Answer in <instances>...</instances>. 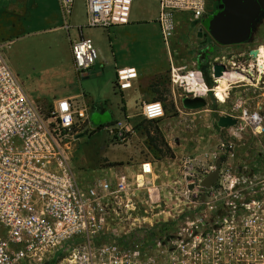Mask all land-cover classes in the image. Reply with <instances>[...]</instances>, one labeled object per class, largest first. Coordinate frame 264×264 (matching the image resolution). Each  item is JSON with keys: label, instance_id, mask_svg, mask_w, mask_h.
Listing matches in <instances>:
<instances>
[{"label": "built area", "instance_id": "2783aa9c", "mask_svg": "<svg viewBox=\"0 0 264 264\" xmlns=\"http://www.w3.org/2000/svg\"><path fill=\"white\" fill-rule=\"evenodd\" d=\"M133 1L85 0L87 27L109 30L129 25ZM75 3L58 0L67 32L73 29ZM208 5V0H160L158 24L170 53L177 15L199 21ZM200 32L212 39L207 29ZM8 46L0 43V264H200L203 240L174 237L171 232L148 239L147 234L176 220L168 200L181 199L193 208L207 204L200 195L214 187L206 191L201 183L212 168L185 161L181 175L164 185L159 183L154 163L145 161L136 174L82 181L75 173L74 159L77 141L92 130L90 108L85 102L70 99L46 109L32 101L9 65L5 55ZM71 50L77 73L83 76L91 72L98 61L94 43L80 37L72 42ZM236 56H229V67L225 59L213 61L208 73L214 83L215 63L246 72L251 78L245 66L238 65ZM253 60L258 65V58L248 53V69ZM256 70L257 81L264 82V70ZM137 75L134 68L117 70L116 89H131ZM169 76L173 91L183 93L180 102L183 97L216 96L196 57L184 66L171 57ZM142 116L147 121L164 119L163 104H145ZM228 116L238 120L230 129L234 136L247 128L256 137L264 134V118L258 112L243 108L238 115ZM114 130L116 140L127 144L126 128L119 124ZM231 209L235 213L237 207ZM185 212L181 210L177 216ZM218 230L221 227L214 231ZM231 264L244 263L232 260Z\"/></svg>", "mask_w": 264, "mask_h": 264}, {"label": "rangeland", "instance_id": "374dc122", "mask_svg": "<svg viewBox=\"0 0 264 264\" xmlns=\"http://www.w3.org/2000/svg\"><path fill=\"white\" fill-rule=\"evenodd\" d=\"M208 3L210 6L213 4L212 0H208ZM211 21L212 19L202 26L205 29L209 28ZM183 22L179 16L177 23L181 28ZM75 30L72 31L78 33ZM74 36L73 33V38ZM192 36L194 37L192 43H197L196 35ZM256 36L255 45L238 46L230 52L231 55H237L238 65L245 66L249 71L252 83L246 81L232 85L224 102L210 94L207 98L208 107L205 110L195 113L184 112L185 114L179 115L175 103L183 109L180 102V96H183V93L180 89H176L174 92L177 100L174 102L173 87L168 74L166 80L168 88L159 89L158 92L165 109L164 120L171 122L172 125L166 137L168 136L174 150L170 148L165 134L160 130L159 123H150L143 116L140 118V124L147 134L155 139V144L159 147L156 155L172 161L178 159L181 165L185 161L195 166L206 165L212 168L210 174L215 170L217 161L221 160V176L214 185V190L200 195L201 199H206V205L193 208L181 199L168 200L173 205L177 217L172 222L174 224L170 230L171 234L174 237L197 238L205 242V245L199 248V251L201 250L200 264H206L209 261L211 262L209 264H231L232 260L242 261L244 264H264V134L256 137L251 129L247 128L241 135L234 136L230 129L218 127L220 117L238 115L243 108L258 112L264 118V84L261 80L257 81L259 79L256 70L257 61H251L253 65L251 69H248L249 62H247V54L250 51L256 50L257 46L260 49L264 48V31H259ZM189 43L190 41L184 45L181 55L186 65H190L194 57L197 58V46ZM18 47H21V44L13 48L14 50L5 51L9 64L14 70L17 59L31 73L36 67L22 63L16 54L13 56ZM11 51L14 52L11 53ZM173 55L176 56L177 53L174 52ZM215 60L220 62L221 58L215 56L213 61ZM229 62L228 58L224 60L228 67ZM205 77L212 86L210 88L214 89L217 83L210 78L207 70ZM89 81L91 80L81 82L86 95H89L87 90ZM22 84L26 88L25 84L30 83ZM31 84L38 86V83ZM114 86L112 81L105 83V93L98 91L100 97H95V103L99 104L102 100L104 102V97L107 94L110 96L115 89ZM110 103L112 108H108L104 113L93 110L92 105L90 106L92 130L77 141L74 165L75 173L82 181L110 179L115 174H123L120 171L123 167L122 163L127 161L129 150L128 145H122L116 140L115 130H109V127L116 122L113 116L116 115L115 109H117L114 101L110 100ZM99 128L103 129L98 131ZM147 142L149 144V139ZM245 205L248 206L245 207ZM234 206L237 210L232 213L231 208ZM181 210H185L186 215L177 216ZM217 211H226L230 218L223 222L220 215H214ZM214 227H221V230L214 231Z\"/></svg>", "mask_w": 264, "mask_h": 264}, {"label": "crops", "instance_id": "0c3cea01", "mask_svg": "<svg viewBox=\"0 0 264 264\" xmlns=\"http://www.w3.org/2000/svg\"><path fill=\"white\" fill-rule=\"evenodd\" d=\"M211 10L209 3L206 13L210 14ZM159 15L160 0H134L129 25L109 30L93 29L87 27L85 0H76L71 18L72 30L78 29L75 30L78 33H75L72 30L67 32L64 28L58 0H0V43L9 45L6 50L21 44L13 56L16 54L22 63L36 67L30 73L16 59L15 69H11L20 83H30L23 88L31 100L41 107L46 109L59 100L70 99L85 102L89 108L92 105L93 110L104 113L112 108L110 100L114 101L117 109L113 118L116 122L109 130L120 124L129 134L128 143L125 144L128 145L129 156L126 163H122L120 172L136 174L141 163L151 161L155 165L159 183L165 185L180 175L182 165L178 159L172 161L156 155V150L148 144L147 132L140 124L143 106L152 102L162 103L158 90L168 88L166 80L171 57L175 58L178 66H184L181 55L188 41L197 46V59L207 68L215 56L229 59L230 52L238 45L218 46L208 36L201 35L202 25L209 20L196 21L179 14L177 18L180 16L184 21L183 27L177 23L170 53L162 38ZM193 34L197 37V43H192ZM80 37L91 40L98 52V61L92 71L100 74L86 79L91 80L87 82L89 95L83 90L81 82L85 79L75 69L71 50L72 42ZM125 68H134L138 74L132 88L120 92L114 86L110 96L107 94L104 102L102 100L96 104L95 97H100L98 91L105 93L104 84L111 81L115 84L117 70ZM31 83H38V86ZM173 94L175 102L177 96L174 91ZM175 108L179 115L189 113L179 108L177 103ZM156 122L169 143L166 133L172 126L171 122L164 119ZM169 146L174 150L171 143Z\"/></svg>", "mask_w": 264, "mask_h": 264}, {"label": "water", "instance_id": "95a60500", "mask_svg": "<svg viewBox=\"0 0 264 264\" xmlns=\"http://www.w3.org/2000/svg\"><path fill=\"white\" fill-rule=\"evenodd\" d=\"M222 12L216 15L207 31L214 42L220 47L241 45L249 41L252 29L255 27L262 10L264 0H220ZM202 35V34H201ZM251 56L257 57V53L251 52ZM214 77L220 78L226 67L220 63L214 65ZM100 73L92 71L83 75V78L92 79ZM182 108L188 112H200L208 107V100L202 97H183ZM238 120L232 116L220 117L218 127L231 129L237 126ZM221 174V160L216 163L215 170L201 183V187L210 191L219 181Z\"/></svg>", "mask_w": 264, "mask_h": 264}, {"label": "bare ground", "instance_id": "6f19581e", "mask_svg": "<svg viewBox=\"0 0 264 264\" xmlns=\"http://www.w3.org/2000/svg\"><path fill=\"white\" fill-rule=\"evenodd\" d=\"M258 67L260 71L264 70V51L260 49L257 51ZM246 73V72H245ZM243 72L233 71V70H223L220 78L217 79V86L213 89L216 97L219 101L224 102L227 97V92L232 85H237L245 83L246 81L252 83V79ZM192 85V84H191ZM197 87L194 82V88Z\"/></svg>", "mask_w": 264, "mask_h": 264}, {"label": "trees", "instance_id": "16d2710c", "mask_svg": "<svg viewBox=\"0 0 264 264\" xmlns=\"http://www.w3.org/2000/svg\"><path fill=\"white\" fill-rule=\"evenodd\" d=\"M199 67L203 72H205L207 69V67L202 65V63H200V62H199ZM207 83H208V81H207ZM208 85L210 87H212L210 83H208ZM149 122L155 123L156 121H149ZM102 129L103 128H99L98 131H101ZM158 133H159V131H158ZM147 135H148V139H149V145L152 148H154L155 150H157L159 147L155 144L156 143L155 139L152 138L149 134H147ZM214 215H216V216L220 215L219 217H220V219L222 218V220L230 218V215L226 211H217ZM173 224L174 223H167V224H162V225L156 226L151 232H149L147 234V238L152 239L154 237H158V238L163 237L165 233L170 232V230L173 227ZM216 229H219V227H214V230H216ZM47 264H55V262H50Z\"/></svg>", "mask_w": 264, "mask_h": 264}, {"label": "flooded vegetation", "instance_id": "af4514ba", "mask_svg": "<svg viewBox=\"0 0 264 264\" xmlns=\"http://www.w3.org/2000/svg\"><path fill=\"white\" fill-rule=\"evenodd\" d=\"M212 10H211V13L210 14H205L203 19L204 20H211L213 19L216 15L220 14L222 12V3L220 0H212ZM208 21V22H209ZM259 31H264V10H262V13L260 14V17L255 25V27L252 29V32H251V37L249 39V41H247L246 43L244 44H241V45H238V46H246V45H255L256 41V35L258 34ZM256 50L255 52L257 51H260V48L257 46L255 47ZM263 51H264V48H262ZM251 53V51L249 52V54ZM264 55V54H263ZM253 57V56H252ZM258 57V56H257ZM209 68H207L206 70L208 71ZM211 78V77H210ZM264 84V82H262Z\"/></svg>", "mask_w": 264, "mask_h": 264}]
</instances>
